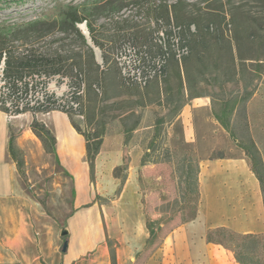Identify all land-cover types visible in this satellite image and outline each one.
I'll list each match as a JSON object with an SVG mask.
<instances>
[{
	"label": "rangeland",
	"instance_id": "1",
	"mask_svg": "<svg viewBox=\"0 0 264 264\" xmlns=\"http://www.w3.org/2000/svg\"><path fill=\"white\" fill-rule=\"evenodd\" d=\"M75 12L87 21L74 27ZM191 21L195 23L188 31ZM208 24L213 29L207 31ZM180 28L190 52L199 53L189 58L191 90L186 88L184 60L171 59L167 74L148 87L129 80L123 68L130 71L136 68L135 61L161 59L167 32L171 30L178 40ZM261 33L264 4L260 0H0V36L6 37L10 49L21 55L42 54L62 66L61 74H27L19 82L22 90L25 82L30 88L28 96L24 92L18 100L23 107L44 103L45 93L57 100V107L37 113L28 109L12 120L27 125L34 118L40 121L50 113H64L83 133L95 131L103 142L123 152L116 173L113 159L98 157L94 181L89 177L86 184H77L62 167L57 151L50 154L44 146H33L26 164V192L38 195L60 228L75 212L77 201L85 209L99 205L110 237L107 253L123 245L126 264H145L160 248L164 264L175 263L174 236L199 215V165L196 154L179 137H169L173 126L180 128L176 119L161 131L155 122L177 106L174 95L181 71L184 106L193 95L209 97L218 111L229 100L236 104L228 115L233 119L232 140L240 148L246 146L252 167L264 178V67L260 70L255 60L242 66L237 57L242 52L264 58ZM174 52L187 49L176 41ZM9 89V80L0 75V101ZM125 128L132 129L128 140ZM222 155L212 153V157ZM65 232L60 235L61 249L71 236L68 229ZM209 236L237 261L238 256L246 264H264V235L214 229ZM97 259L103 260L101 248L74 264H96Z\"/></svg>",
	"mask_w": 264,
	"mask_h": 264
},
{
	"label": "crops",
	"instance_id": "2",
	"mask_svg": "<svg viewBox=\"0 0 264 264\" xmlns=\"http://www.w3.org/2000/svg\"><path fill=\"white\" fill-rule=\"evenodd\" d=\"M12 119L0 110V264H74L97 248H101L103 260L97 259L96 264H112L107 253L110 237L99 205L85 209L83 202L77 201L66 227L60 228L38 195L26 192L25 181L9 152L11 132L27 165L33 146L43 145L31 129L33 120L24 125L21 120ZM175 119L180 128L173 126L169 137H179L198 158L200 205L197 219L174 236L176 262L173 264H241L223 246L209 241L208 233L227 229L241 235H264V195L260 180L245 151L215 118L209 97L192 98ZM40 121L56 136L62 167L77 184H86L91 175L85 137L74 128L67 114L50 113ZM110 145L105 140L97 158L113 159L114 169L122 161L123 152L118 146ZM217 151L225 155L212 157ZM86 213L95 220L96 236L80 244L79 232ZM66 229L71 236L67 251L63 252L60 235ZM124 251L123 245L117 248V264H126ZM163 254V248L157 249L145 264H164Z\"/></svg>",
	"mask_w": 264,
	"mask_h": 264
},
{
	"label": "trees",
	"instance_id": "3",
	"mask_svg": "<svg viewBox=\"0 0 264 264\" xmlns=\"http://www.w3.org/2000/svg\"><path fill=\"white\" fill-rule=\"evenodd\" d=\"M260 1H262V3L264 4V0H260ZM71 18H72V24L74 27L77 23H82L84 21H87L86 16H81L77 12L72 13ZM223 18L226 19V16H224ZM168 23L169 25H171L172 23L170 16H168ZM192 23H195V22H192V21L188 22L187 24L188 31L190 30ZM89 27L92 31L91 26ZM206 28H207V31H209L210 29H213V27L210 24H208ZM181 29L182 28H180V30L178 31V34H179L178 40L177 38H175V35L170 30L169 32H167V36L164 38V42L161 44V49H160L159 54L165 57L166 62L163 66V73L159 77L161 78L162 76H165L167 74V70H166L167 64L171 59H175L176 62L178 63L184 60L185 61V74H186V88H187V91H190L192 88L191 87L192 80H191L190 71L188 68L189 61H190L189 58L190 56H194V55L196 56L199 53L190 52L189 46H188L189 40L186 39L184 35H182ZM262 29H263V26H261V30ZM263 35L264 34L261 33L259 37L262 38L264 41ZM249 37H254L253 39H255L256 36L253 33H249ZM93 41L96 45L101 46V44L95 37H93ZM176 41H177V44H179L183 49L184 48L187 49V52L183 54L181 57H177L176 52H174V46L176 44ZM91 55L93 57V52H91ZM237 57L240 60V62L243 63L242 66H245V63H247V61L255 60L260 70H262V68L264 67V58H262V55H258L254 58H251V57L246 56L242 52H237ZM232 58L235 61L234 52H232ZM103 59L105 62L107 61V57L105 54H103ZM2 60H4L5 62L4 76L9 80V85H10L9 92L7 93L6 96L2 98V100L6 101L10 99L14 101V104L17 106L19 104L18 100L21 98V95L25 92V96H28V93L30 90L29 82H25V88H24L25 90H22L21 87L19 86V82H21L27 74H39V75L45 74L46 77H51L53 75L62 73V66L57 64L56 62H53L54 59L51 57H47L42 54H35L34 52H28L27 54H23V55L16 54V52H13L10 49L8 41L6 40V37L4 36H0V64ZM240 71H243V69ZM237 73H239V71ZM159 77L155 79H158ZM156 81L159 82V80H156ZM42 84L45 87L46 81H43ZM150 84L151 82L145 87H148ZM185 95L186 94H185L184 80H183L181 71H179L177 92L174 95V98L178 99V104L173 110H170L167 115L157 118L155 122V127L157 128V130L161 131L166 125L171 124L175 120V118L179 115V113L181 112L184 106ZM44 96H45L44 103L39 102L38 106H31V107L27 105L26 107L23 108V110H19L18 108L16 112L22 113L28 109H33L35 113H37L38 111L48 112V111L55 109V107H57V104H56L57 100L53 99V97L48 95L47 93H45ZM198 96L199 95H193L191 98L198 97ZM235 107H236V104L229 100L224 103V106L221 110L218 111L213 108V113H214L215 118L229 131L232 137L235 136L232 130L233 119L231 120V118H229L228 115L233 113ZM0 110L7 112V109L4 107H1ZM71 122L74 128L85 137L86 149H87V160L90 166L91 180L94 181L95 161L101 151V145L103 143V136L96 133L95 131L85 134L81 131L79 126L73 121L72 117H71ZM31 129L34 132V134L41 140L46 152L50 154H55L57 139L54 133L51 131V129L44 122L39 121L37 118L33 119L31 123ZM131 130L132 129L130 128H125L124 130L125 136L128 135L126 137L127 140L130 136ZM252 145L254 146V143H252ZM241 147L246 150V146L241 145ZM9 152L12 158L16 161L22 178L26 181L27 179L26 162H25L23 152L16 145L14 132H11V137L9 141ZM246 155H248L247 150H246ZM223 156L224 155L217 156V157H223ZM119 168H120L119 166L115 167L114 173H116V171ZM253 170L257 174L260 180L261 188H262L263 195H264V178L258 173V171L254 169V167H253ZM219 230H224V229H217V231ZM249 235H252V234H248L244 236H249ZM208 240L212 241L210 236L208 237ZM107 241L110 242V239L107 238ZM110 256H111L112 264H117L116 251L113 248L110 249ZM237 259L240 263L246 264L244 261H242L241 258H238V256H237Z\"/></svg>",
	"mask_w": 264,
	"mask_h": 264
},
{
	"label": "built area",
	"instance_id": "4",
	"mask_svg": "<svg viewBox=\"0 0 264 264\" xmlns=\"http://www.w3.org/2000/svg\"><path fill=\"white\" fill-rule=\"evenodd\" d=\"M186 52H181L178 53L176 52L177 57H181L183 54H185ZM152 59V58H151ZM166 60L165 57H162L161 59H152V60H148L147 62H142L139 60L138 62L135 61L134 62V66H136L135 69H132L130 71H128L126 68H123L124 73L128 76L129 80H131L134 83L139 84L140 86H147L152 80H154L155 78L161 76V74L163 73V66L165 64ZM4 66H5V62L4 60H2L1 64H0V75L3 76L4 74ZM58 102H56L57 104ZM59 105V104H58ZM60 106V105H59ZM4 107L7 109V115L8 117L14 118L15 115L20 114L17 113L16 110L19 108V110H23V106L18 104L17 105H12V103L7 102V101H0V108ZM64 107V106H61ZM68 107V106H66Z\"/></svg>",
	"mask_w": 264,
	"mask_h": 264
},
{
	"label": "bare ground",
	"instance_id": "5",
	"mask_svg": "<svg viewBox=\"0 0 264 264\" xmlns=\"http://www.w3.org/2000/svg\"><path fill=\"white\" fill-rule=\"evenodd\" d=\"M83 28L85 27L83 26ZM94 226L95 220L86 213L85 216H83L82 225L79 232L80 244H84V242H87L88 239L96 236Z\"/></svg>",
	"mask_w": 264,
	"mask_h": 264
},
{
	"label": "water",
	"instance_id": "6",
	"mask_svg": "<svg viewBox=\"0 0 264 264\" xmlns=\"http://www.w3.org/2000/svg\"><path fill=\"white\" fill-rule=\"evenodd\" d=\"M64 233H66V232H64ZM67 248H68V241L66 240V241L64 242V244H63V248H62L63 252L67 251Z\"/></svg>",
	"mask_w": 264,
	"mask_h": 264
}]
</instances>
